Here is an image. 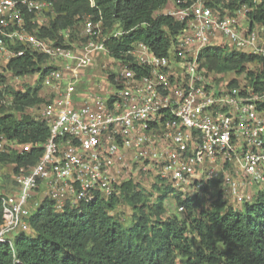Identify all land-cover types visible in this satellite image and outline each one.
<instances>
[{
  "label": "built area",
  "instance_id": "2783aa9c",
  "mask_svg": "<svg viewBox=\"0 0 264 264\" xmlns=\"http://www.w3.org/2000/svg\"><path fill=\"white\" fill-rule=\"evenodd\" d=\"M207 1L170 2L163 13L184 23V29L168 54L136 43L129 51L133 61H117L113 85L82 97L75 89L80 72L96 55L108 54L105 41L120 32L104 34L102 18L88 16L83 33L89 40L78 51L37 34L55 0H0V107L13 105L7 88L25 78L4 69L17 55L11 48L16 43L46 55L43 87L51 96L43 103L50 137L41 145L40 159L19 172L14 163L7 164L14 166L8 191L7 165L0 167V243L12 246L19 232L28 231L29 217L45 198L57 210L71 205L81 213L83 204L120 197L125 181L146 190L149 179L164 182L183 199L206 206L221 196L241 208L259 195L264 188V90L247 83L246 73L240 78L209 72L199 55L206 47L228 45L264 57V26L250 27L246 5L222 14ZM28 17L35 28L28 27ZM232 78L239 84L232 85ZM11 143L18 142L0 132V157L11 152ZM124 168L129 176L121 183ZM178 209L186 211L185 205Z\"/></svg>",
  "mask_w": 264,
  "mask_h": 264
},
{
  "label": "trees",
  "instance_id": "16d2710c",
  "mask_svg": "<svg viewBox=\"0 0 264 264\" xmlns=\"http://www.w3.org/2000/svg\"><path fill=\"white\" fill-rule=\"evenodd\" d=\"M55 0L48 22L37 34L56 45L71 46L67 40L88 16L102 18L103 33L120 32L105 44L109 56L116 61H133L129 51L136 43H146L156 54L165 56L184 23L162 11L170 3L181 6L194 0ZM214 9L225 14L226 9L248 6L250 27L264 26V0H208ZM160 12V13H158ZM158 13V14H156ZM31 17V16H30ZM84 25V24H83ZM28 27L36 25L29 21ZM85 36V35H84ZM84 39H89L85 36ZM17 52L4 68L16 76L38 74L35 85L22 89L8 86L13 105L0 107V132L10 141L31 144L30 150L13 151L0 157V167L14 163L15 172L37 163L41 147L50 137L45 120L33 118L28 108L45 102L41 87L47 62L44 54L11 46ZM201 66L216 74H234L244 78L255 89L264 90V57L247 54L225 46H209L199 55ZM114 83L115 74L108 76ZM223 78V77H222ZM238 85V78H232ZM153 193L132 181L120 186V197L108 201L98 199L88 205H67L57 210L53 201L45 198L28 219L29 230L19 232L13 245L0 243V264H264V188L241 208L228 205L221 198L206 206L199 201L183 199L166 183L154 182ZM175 194L178 205H185L182 218H164L166 200ZM125 201L132 209L128 226L113 214ZM3 207L0 202V224ZM222 246L224 248H222Z\"/></svg>",
  "mask_w": 264,
  "mask_h": 264
},
{
  "label": "rangeland",
  "instance_id": "374dc122",
  "mask_svg": "<svg viewBox=\"0 0 264 264\" xmlns=\"http://www.w3.org/2000/svg\"><path fill=\"white\" fill-rule=\"evenodd\" d=\"M164 12V10L162 11ZM160 13V12H158ZM156 13V14H158ZM83 22L78 26V29L75 31V33L72 35V39L67 40L70 47L80 50L85 43L88 42L87 39H84V33H83ZM120 68V63L116 61L113 57L105 54H98L96 57H94L92 64L82 70L80 72V79L79 82L76 84L75 89L76 92L80 94V96L85 95H92V94H102L103 89L104 91L108 86H112L113 83L110 81L108 76L110 74H115ZM39 77L38 74L32 75V76H26L21 80L20 83H15V87H27V86H33L35 85L37 78ZM25 87V88H26ZM41 95L45 98V103H48V100H50V91L43 87H41ZM43 104L39 106H35L34 108H28L26 112L30 114L33 118L42 120L43 119ZM26 149L25 145H22L20 143H11L10 150L11 152L17 151L22 152ZM129 162V161H128ZM123 163L119 162L118 168L122 167ZM13 165H7L6 170H4L5 173V190H9L13 186L12 179L9 177V172L13 169ZM117 168V169H118ZM128 168H124L122 173H120V176L118 177V180L122 183L125 177H128L129 174H127ZM115 171V170H114ZM137 170H135L136 172ZM7 173V174H6ZM133 176V175H132ZM144 177V175H141ZM150 183V186L148 187L147 193H153L152 199L154 200L155 197L158 195L157 192H155V189L153 190L152 184L154 181L152 179L148 180V183L145 185H148ZM175 192H178L175 190ZM179 205L177 203L175 194L173 193L170 195V197L166 200V211L163 215L164 218H168L170 215H176L180 218L184 216V213L179 211ZM113 214H116V217H118L120 220L123 221L125 226H128L131 223L132 220V209L129 204H127L125 201H121V204L117 207L116 211L113 212ZM222 248H224L222 246Z\"/></svg>",
  "mask_w": 264,
  "mask_h": 264
},
{
  "label": "crops",
  "instance_id": "0c3cea01",
  "mask_svg": "<svg viewBox=\"0 0 264 264\" xmlns=\"http://www.w3.org/2000/svg\"><path fill=\"white\" fill-rule=\"evenodd\" d=\"M77 95H78V96H80V94H79V93H77Z\"/></svg>",
  "mask_w": 264,
  "mask_h": 264
}]
</instances>
